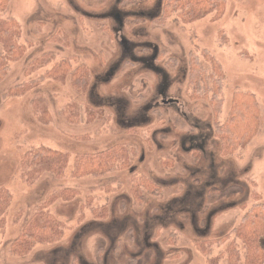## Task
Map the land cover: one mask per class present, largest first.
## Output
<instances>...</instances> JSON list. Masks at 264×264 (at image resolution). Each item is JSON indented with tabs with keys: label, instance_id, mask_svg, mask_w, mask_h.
Returning a JSON list of instances; mask_svg holds the SVG:
<instances>
[{
	"label": "rangeland",
	"instance_id": "rangeland-1",
	"mask_svg": "<svg viewBox=\"0 0 264 264\" xmlns=\"http://www.w3.org/2000/svg\"><path fill=\"white\" fill-rule=\"evenodd\" d=\"M162 4L8 0L0 11V20L18 21L25 47L0 82V188L12 194L0 216V264H223L216 255L226 243L206 256L194 241L231 232L248 208L264 203V0H225L220 15L204 11L187 21L175 14L160 21ZM204 51L225 75L215 115L208 100L190 96L187 81L191 55L209 66ZM72 56L73 67L89 71L81 91L70 75H46ZM26 82L35 85L7 95ZM239 90L255 95L260 125L222 154L214 126L229 117ZM115 143L128 148L126 169L72 176L78 154ZM40 146L67 153V164L62 176L44 169L29 184L23 155ZM140 175L161 192L144 191L136 204L132 178ZM65 188L79 193L44 203ZM102 204L108 217L93 218L90 207ZM39 211L62 222L61 238L14 254L11 242Z\"/></svg>",
	"mask_w": 264,
	"mask_h": 264
},
{
	"label": "trees",
	"instance_id": "trees-1",
	"mask_svg": "<svg viewBox=\"0 0 264 264\" xmlns=\"http://www.w3.org/2000/svg\"><path fill=\"white\" fill-rule=\"evenodd\" d=\"M8 5V0H0V11ZM225 8V0H163L160 21L175 14L183 21L200 16L204 11H212L216 16L220 15ZM21 26L14 18L0 20V43L5 47L0 52V82L6 77L9 70V62L22 56L25 51L24 45L19 43ZM208 67L191 55L187 75L190 96L208 100L213 108L214 115L220 110L221 91L224 73L213 55L203 52ZM76 57H66L56 62L46 75L50 78H64L70 75L72 85L81 91L89 87L90 77L87 67L76 65L73 67L72 60ZM41 59L36 61L39 64ZM35 85V82H26L20 86L9 88L7 95L19 96L27 92ZM233 104L229 117L221 124H216L213 136L222 145V154L231 153L237 147L247 143L260 125V106L253 93L249 91H236L233 94ZM46 117L48 111L42 112ZM232 144V149L229 151ZM128 148L123 143H115L111 146L92 153L78 154L74 158L71 174L74 177L96 176L110 170H123L129 166ZM22 165L25 167L23 178L31 184L34 175L40 174L44 169L56 177L63 175V167L67 164V153L49 147H36L23 155ZM31 163H36L32 170H26ZM132 198L136 204L143 202V192L157 195L161 192L160 187L145 175L133 176ZM79 191L77 189L55 190L49 195L44 203L49 204L55 199L70 200ZM12 194L4 187L0 188V216L8 206ZM90 212L95 219L108 217L107 204L90 207ZM20 234L11 242L10 249L16 255H24L33 246L40 243L56 241L62 236V222L49 212H37ZM2 220L0 219V225ZM238 242V243H237ZM226 243L219 250L216 258L223 259V264H264V203H255L248 208L241 217L238 225L227 234L220 237L194 241V246L203 255L208 256L212 245ZM211 260V258H209Z\"/></svg>",
	"mask_w": 264,
	"mask_h": 264
}]
</instances>
